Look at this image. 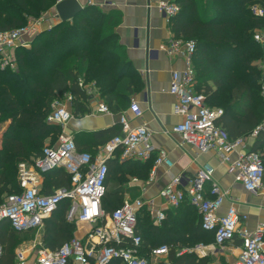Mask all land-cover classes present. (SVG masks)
<instances>
[{"label": "trees", "instance_id": "trees-1", "mask_svg": "<svg viewBox=\"0 0 264 264\" xmlns=\"http://www.w3.org/2000/svg\"><path fill=\"white\" fill-rule=\"evenodd\" d=\"M56 0H0V32L24 27L30 18H38L56 5ZM179 13L170 28L176 39L193 40L196 52L193 64L198 92L206 96L211 109H220L216 125L230 140L251 137L264 123V98L261 96V71L254 65L263 57L255 43L256 30H264V20L254 18L249 8L264 7V0H176ZM119 12L104 13L88 6L72 21L59 22L38 34L29 49L16 53L17 71L0 69V122L11 121L3 134L0 149V201L7 194L20 192L17 167L20 162L39 156L43 143L55 144L62 129L46 122L57 96L70 93L75 98V117L90 114V96L80 86L96 88L97 97L119 114L126 111L131 98L143 89L141 76L128 59L116 28L121 24ZM4 126L0 127V132ZM121 134V126L93 134V140L106 144ZM77 140H75V143ZM78 149V148H77ZM262 155L264 163V127L259 130L250 149ZM95 155L94 153H91ZM121 152L108 162V177L103 208L112 213L123 204L126 191L119 179L126 172L147 180L155 163L129 160L121 163ZM46 187H70V176L57 169L46 175ZM209 189V188H208ZM69 202L61 203L45 221L43 245L55 250L73 238L75 226L68 222ZM187 200L167 211L161 225L154 224L143 208L137 215V234L143 240L141 256L149 258L152 249L172 247L168 261L172 264H210L208 258L195 254L178 255L176 247L195 245L214 235L201 226V217ZM200 217V218H199ZM0 223V264H14L20 240L11 227ZM10 226V225H9ZM160 242V243H159Z\"/></svg>", "mask_w": 264, "mask_h": 264}, {"label": "built area", "instance_id": "built-area-1", "mask_svg": "<svg viewBox=\"0 0 264 264\" xmlns=\"http://www.w3.org/2000/svg\"><path fill=\"white\" fill-rule=\"evenodd\" d=\"M158 9L165 15L168 24L180 11L176 0H166ZM249 10L254 18L264 20V7L255 4ZM38 33L37 25L30 21L24 27L0 32V61L3 65L13 67L17 51L29 49ZM253 39L263 51L258 67L261 71V96L264 98V30H256ZM196 47L193 40L176 38L162 47L170 55H181L185 62L184 69L173 72L171 76L169 93L176 98L174 114L182 118L172 132L185 145L202 153H216L246 192L264 194L262 155L246 150L245 138L230 140L224 130L216 125L223 111L209 108L206 96L196 89L193 64ZM80 86L90 97L97 96L96 88L92 85H85L81 81ZM74 101L70 93L54 99L46 122L60 126L62 132L55 144L45 146L39 156L18 164L20 192L6 195L0 201V223L8 222L17 233L38 231L59 205L68 201L67 221L75 225H88L90 231L85 237H74L55 250L41 243L36 245L33 248L35 264H149L148 257L141 256L143 240L137 234V215L148 207L154 224L159 226L166 219L165 212L154 209L142 199H127L112 213H107L103 200L107 191L108 162L116 159L118 152H121L123 161H147L155 155L151 182L159 166L173 167L169 154L153 145L146 126L133 127L125 113L120 115L119 120L121 134L103 145L96 155L79 151L74 138L64 132L68 123L75 119ZM130 110L136 118L143 114L135 101L131 102ZM96 112L103 115L112 113L104 102L98 105ZM262 129L263 126L254 131L251 137L255 138ZM57 169H63L70 176V187L53 186L46 192L43 181L47 174ZM131 185L141 186V183L133 179ZM160 196L172 208L179 207L187 200L199 213L202 229L214 235L213 246L198 245L195 251L223 248L239 240L242 248L237 264H264V224H259L253 231L249 230L248 217L234 205L229 206L224 214L220 213L229 192L214 182V168L211 165H204L191 178L183 175L173 177ZM28 250L19 249L15 253L14 264H27ZM170 251L168 245H162L152 249L149 257L164 259ZM1 253L0 247V256Z\"/></svg>", "mask_w": 264, "mask_h": 264}, {"label": "crops", "instance_id": "crops-1", "mask_svg": "<svg viewBox=\"0 0 264 264\" xmlns=\"http://www.w3.org/2000/svg\"><path fill=\"white\" fill-rule=\"evenodd\" d=\"M56 1L59 3L62 0ZM165 1L77 0L83 8L91 6L100 9L104 13L119 12L121 14L122 21L115 32L119 37L120 43L125 47L128 59L132 62L144 83L143 89L131 98V102L135 101L138 103L143 114L141 117L136 118L130 110L131 103L128 109L122 113L98 114L96 109L103 101L97 96L91 97L88 104L91 111L90 114L84 117H75L65 127L64 132L71 135L74 140H77L76 146L79 151L96 155L103 145L95 143L92 137L93 134L119 125L120 115L125 113L133 127L146 126L149 129L153 145L157 149H164L168 152L173 167L159 166L154 180L151 182L149 181L154 165L147 180L132 177L129 183L123 187L126 191L123 201L127 199H142L147 205L150 204L154 209L164 211L166 215L167 211L171 210L172 207L168 206L165 200L161 198V191L169 185L173 177L183 175L191 178L200 168L209 164L214 168V182L222 190L229 192V196L220 213L224 214L229 206L234 205L240 213L248 217L247 227L253 231L259 224H264V194L252 195L246 192L242 184L237 182L235 177L228 172V166L221 162L216 153H202L191 146L185 145L180 137L172 132L173 128L182 121V118L174 114L176 98L169 93L171 76L173 72L183 70L185 62L181 55H170L162 50L163 46L169 45L170 41L175 39L165 15L158 9L159 5ZM55 6L45 14L44 31L53 27L55 22H60ZM10 123V120L7 121L0 132V149L2 147L3 134ZM262 126L264 127V123ZM254 139L253 137L247 139L246 150L250 151ZM119 160L121 163L126 162L121 160V157ZM141 162L144 163L146 161ZM133 179L139 180L141 186L131 185ZM43 182V189L48 192L46 178ZM195 212L199 215L197 211ZM151 218L153 220V216ZM4 224L6 225L4 229L11 231L10 226L7 223ZM44 228L45 226L38 231H44ZM90 229V226L85 224L75 225L73 238L85 237ZM38 231L19 233L17 235L20 237ZM40 243L43 245V236H38L34 242H24L22 244L20 241L15 253L19 249H29L27 264H35V250L33 248ZM198 245L211 247L214 245V241L209 237H205L202 242L195 244L191 250H189L190 248L177 246L176 251L178 249L179 253L184 252V254H195L199 258H208L211 261L210 264H237L242 248V242L239 240L223 248H210V250L208 249L205 252L195 251ZM170 248L172 249V247ZM168 257L164 259L149 257L148 259L149 261L164 260L169 262Z\"/></svg>", "mask_w": 264, "mask_h": 264}, {"label": "rangeland", "instance_id": "rangeland-1", "mask_svg": "<svg viewBox=\"0 0 264 264\" xmlns=\"http://www.w3.org/2000/svg\"><path fill=\"white\" fill-rule=\"evenodd\" d=\"M53 8V7H52ZM48 12V11H47ZM43 13L41 14V16H39L38 18H30V22L33 23V24H36L37 27H38V31L39 33L38 34H41V33H44V22H45V14L47 13ZM59 23L58 21L55 22L54 24H57ZM258 62L259 60H257L254 65H256L258 67ZM259 68V67H258ZM0 69L1 70H5V69H9L11 71H17L18 69V65H17V61H16V64L12 67L11 65H3V62L0 61ZM6 119H4L3 121L0 122V127L1 126H4L6 125ZM52 144L50 140H47L45 143H43V147L47 146V145H50ZM133 177L132 173L130 172H126L125 174H123L121 176V178L119 179V185L124 187L126 186L130 179ZM109 187V185H108ZM107 187V188H108ZM75 226V224H73ZM77 226V225H76ZM44 234V231L41 230V231H38V232H35V233H31V234H28V235H24V236H20L19 237V240L21 241V243L23 244L24 242H34L38 236L42 237ZM160 243V242H159ZM195 245H189V246H184L185 248H190L189 250H191ZM188 250V251H189ZM177 252L179 253L178 249H177ZM165 261L164 260H157V261H149V264H164Z\"/></svg>", "mask_w": 264, "mask_h": 264}, {"label": "water", "instance_id": "water-1", "mask_svg": "<svg viewBox=\"0 0 264 264\" xmlns=\"http://www.w3.org/2000/svg\"><path fill=\"white\" fill-rule=\"evenodd\" d=\"M83 9L77 0H62L55 6L60 22L72 21Z\"/></svg>", "mask_w": 264, "mask_h": 264}]
</instances>
